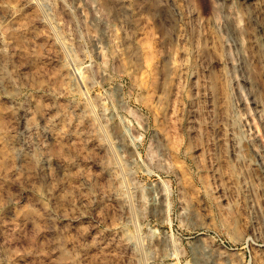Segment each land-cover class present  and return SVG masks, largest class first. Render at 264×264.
<instances>
[{"label": "rangeland", "instance_id": "1", "mask_svg": "<svg viewBox=\"0 0 264 264\" xmlns=\"http://www.w3.org/2000/svg\"><path fill=\"white\" fill-rule=\"evenodd\" d=\"M249 3L0 0V264H264Z\"/></svg>", "mask_w": 264, "mask_h": 264}, {"label": "bare ground", "instance_id": "2", "mask_svg": "<svg viewBox=\"0 0 264 264\" xmlns=\"http://www.w3.org/2000/svg\"><path fill=\"white\" fill-rule=\"evenodd\" d=\"M250 3H249V6H250V11L248 13V19L250 20H255L257 22L256 26L254 27L253 29V34H252V37H251V42L253 45L257 46L258 48L260 47H263L264 46V23L260 21V19L263 17L264 15V0H249ZM248 7V6H247ZM246 7V8H247ZM249 8V7H248ZM240 35V34H238ZM241 37V36H240ZM99 47V46H98ZM98 49V48H97ZM101 49V47H100ZM264 50V49H263ZM247 51V50H246ZM244 51V52H246ZM249 53V52H248ZM247 53V54H248ZM260 53L262 54L263 52L260 51ZM100 54V52H99ZM246 53H244V60H249L248 63L250 62L251 59H249L250 56H248ZM264 54V53H263ZM262 57V56H261ZM260 57V58H261ZM253 58V57H252ZM259 58V57H258ZM260 60V59H259ZM261 62V65L262 67L261 68H264V58H262V60L260 61ZM248 66V65H247ZM251 69V67H250ZM264 70V69H263ZM264 73V71H263ZM248 78V77H247ZM250 78V76H249ZM252 79V78H251ZM253 80V79H252ZM249 82V81H248ZM253 82V81H252ZM250 81L249 84L252 83ZM255 82V81H254ZM253 82V83H254ZM252 85V84H251ZM254 87V85L252 86ZM121 135V134H120ZM124 137V136H123ZM122 137V138H123ZM125 138V137H124ZM123 138V139H124ZM18 151V150H17ZM22 152V151H21ZM205 250V249H204ZM207 251V250H206ZM203 252V250H202ZM201 252V253H202ZM206 254V253H205ZM209 254V251L208 253Z\"/></svg>", "mask_w": 264, "mask_h": 264}]
</instances>
